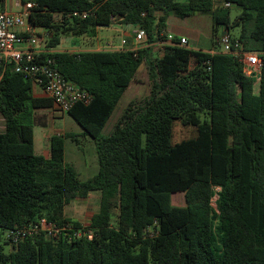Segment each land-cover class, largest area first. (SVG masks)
Listing matches in <instances>:
<instances>
[{
    "label": "trees",
    "instance_id": "obj_1",
    "mask_svg": "<svg viewBox=\"0 0 264 264\" xmlns=\"http://www.w3.org/2000/svg\"><path fill=\"white\" fill-rule=\"evenodd\" d=\"M20 1L34 5L29 25L49 34L45 48L53 52L37 61L50 58L91 96L66 114L92 140L98 170L81 181L65 162V141L78 144L77 134L52 135L48 158L34 153L33 129L46 126L36 114L54 104L34 96L33 80L8 65L0 81V264H264V0H228L231 8L213 0ZM195 14L210 18L212 38L220 28L236 31L230 36L259 55L260 72L246 76L230 54L164 43L169 15ZM111 25L144 30L146 44L55 51L61 40ZM143 63L149 94L106 131ZM174 121L193 127L195 138L172 144ZM92 193L98 209L87 225L65 216L67 205ZM177 193L182 207L171 203ZM41 219L56 237L6 239Z\"/></svg>",
    "mask_w": 264,
    "mask_h": 264
},
{
    "label": "rangeland",
    "instance_id": "obj_2",
    "mask_svg": "<svg viewBox=\"0 0 264 264\" xmlns=\"http://www.w3.org/2000/svg\"><path fill=\"white\" fill-rule=\"evenodd\" d=\"M16 0H6L5 6L0 4V10L6 9L9 13L19 12V8L15 6ZM238 11L235 9L231 10V18L235 17ZM40 35H43V30L38 28L35 29ZM127 31L125 26L120 28H115L113 25L107 28H102L96 30L94 36L84 35L80 38L69 37L70 41L61 40L59 46L55 49L57 51H83V50H95L97 48H107V44H111L113 48L122 46L121 40L123 38V33ZM130 32L132 35L133 29ZM167 34H174L175 36L185 35L188 40V47L195 50H211L218 47L217 39L223 32L224 29L220 28L218 30L216 37H211V20L208 16L195 14L189 18L180 19L173 15H169L166 20ZM231 36H236V31H230ZM212 40L215 44H212ZM129 44V42L127 43ZM126 44V45H127ZM125 45V48H127ZM159 51L154 53V56L158 55ZM34 88V86H33ZM257 93V83L254 87ZM150 82L148 80V67L146 64H142L135 75V80L126 89L121 99L119 100L116 109L112 115V118L106 128V131L110 130L115 119L119 113L131 102L140 101L149 94ZM37 120L45 121V128H34V133L37 136L39 132L44 133H73L80 134L81 128L79 125L70 118L66 113H63L53 107L52 110H43L37 112ZM3 129V128H2ZM0 129V131H2ZM63 132V133H62ZM196 136L195 129L191 126H184L179 121H174L172 123V144L179 143L184 140L193 139ZM90 138L78 137L79 148L75 146L70 140L65 141L64 145V160L66 163L72 165L76 172L79 174V178L82 181H86L92 178L98 169L97 155L95 151L94 144L89 140ZM76 155H74L73 150H77ZM93 151V153H92ZM92 198L88 200L76 199L67 205L64 209L65 216L72 220L79 221L83 225H87L93 212L98 209L99 193H92ZM171 203L174 206L182 207L184 206V194L177 193L173 194L171 197ZM5 252H9V246L4 247Z\"/></svg>",
    "mask_w": 264,
    "mask_h": 264
},
{
    "label": "built area",
    "instance_id": "obj_3",
    "mask_svg": "<svg viewBox=\"0 0 264 264\" xmlns=\"http://www.w3.org/2000/svg\"><path fill=\"white\" fill-rule=\"evenodd\" d=\"M215 7L231 8L232 5L228 0H213ZM4 6L6 0L0 1ZM15 6L20 10L16 13H9L0 10V81L6 67L10 64L14 66L15 72L23 73L33 80L35 86L42 91L43 97L51 99L54 107L59 111L66 113L76 103H89L91 96L66 81L53 65L50 58L42 62L37 61L42 55L52 53L53 50L46 49L45 43L49 34L43 30L40 35L35 29L29 25L28 20L31 9L34 7L32 2L22 3L20 0L15 1ZM90 11L83 13H74L85 19ZM168 34L164 43L188 47V40L185 37H178ZM217 49L208 51L213 54H230L234 56L243 66V72L246 76L257 75L261 69V60L256 53L244 50L241 43L233 39L227 32H223L217 39ZM121 44L125 46L126 40H122ZM146 44V34L144 30L136 29L131 37V47L127 48L136 51ZM107 49L113 48L111 44L106 45ZM3 118L0 116V129L3 128ZM44 232L49 236L56 237L57 231L51 223L44 219L30 224L27 227L15 228L8 231L6 239L9 243L15 244L20 240L32 238L38 233ZM91 238L90 235H88Z\"/></svg>",
    "mask_w": 264,
    "mask_h": 264
},
{
    "label": "crops",
    "instance_id": "obj_4",
    "mask_svg": "<svg viewBox=\"0 0 264 264\" xmlns=\"http://www.w3.org/2000/svg\"><path fill=\"white\" fill-rule=\"evenodd\" d=\"M182 2H184L185 0H181ZM115 28L117 27V28H120L121 26H115V25H113ZM127 28V31H125L124 33H123V38H122V40H126L127 42H129V40L131 39V35H130V32L129 31H131L132 29H130V27L129 26H127L126 27ZM133 32H134V30H133ZM132 32V33H133ZM166 35H168L167 33H166ZM174 35V34H173ZM175 36V35H174ZM176 37H185V38H187V36H185V35H180V36H176ZM188 39V38H187ZM121 40V41H122ZM65 41H70V38H66L65 39ZM122 45V44H121ZM157 45H159V43H157ZM126 47H127V45H126ZM131 47V43L129 44V47H127V48H130ZM127 48H125V46H118V47H115V48H111V49H107V48H97V49H95V50H92V51H101V50H123V49H127ZM189 48H190V46H189ZM55 51H57V50H55ZM63 51V50H62ZM66 51V50H65ZM206 51H211V50H206ZM33 95L34 96H36V97H43V94H42V91H41V89L39 88V87H37V86H34V88H33ZM62 114H63V112H62ZM36 127H38V128H45V127H39V126H36ZM35 128V127H34ZM61 132H57V133H51V134H49V133H44V132H39L38 134H37V136L35 135V133H34V129H33V148H34V153L36 154V155H40V156H43V157H45V158H48L49 157V139H50V137L52 136V135H59ZM63 133V132H62ZM63 134H65V133H63ZM81 134V133H80ZM80 134H77V135H79V137L81 136ZM82 137V136H81ZM82 138H88V137H82ZM78 139V138H77ZM91 142H92V140L91 139H89ZM72 142V141H71ZM72 143H74V142H72ZM93 143V142H92ZM75 144V146H77L78 148H79V141H78V144H76V143H74ZM78 148H76L77 150H73L74 151V155H76V151H78ZM96 151V150H95ZM92 153H93V151H92ZM97 157V156H96ZM97 163H98V161H97ZM75 169V168H74ZM98 170V169H97ZM78 174V173H77ZM78 177H79V174H78ZM80 179V178H79ZM82 181V180H81ZM90 196H92V195H90ZM88 197V198H86V199H81V200H88V199H90V198H92V197ZM97 200H99V197L97 198ZM97 212V210H95L94 212H93V214L94 213H96ZM92 214V215H93ZM76 221V220H75ZM79 222V221H78Z\"/></svg>",
    "mask_w": 264,
    "mask_h": 264
},
{
    "label": "water",
    "instance_id": "obj_5",
    "mask_svg": "<svg viewBox=\"0 0 264 264\" xmlns=\"http://www.w3.org/2000/svg\"><path fill=\"white\" fill-rule=\"evenodd\" d=\"M116 26V25H115Z\"/></svg>",
    "mask_w": 264,
    "mask_h": 264
}]
</instances>
